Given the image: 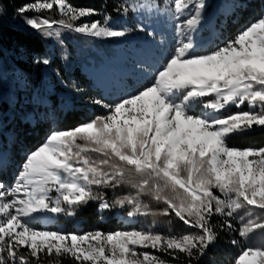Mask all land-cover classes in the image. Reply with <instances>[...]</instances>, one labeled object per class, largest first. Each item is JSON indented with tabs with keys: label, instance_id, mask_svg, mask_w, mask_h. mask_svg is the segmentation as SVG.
<instances>
[{
	"label": "snow or ice",
	"instance_id": "1",
	"mask_svg": "<svg viewBox=\"0 0 264 264\" xmlns=\"http://www.w3.org/2000/svg\"><path fill=\"white\" fill-rule=\"evenodd\" d=\"M144 8L166 15L173 26L155 63L137 66L147 83L115 99L87 97L105 114L50 131L25 154L14 182L0 181V264H200L222 234L238 232L247 241L264 233V146L229 143L264 130V12L204 50L196 37L207 0L113 5L122 16ZM54 9L59 19L43 15ZM16 12L26 26L61 44L62 30L93 38L145 31L141 24L114 28L106 10L69 0H31ZM97 15L102 19H82ZM36 63L47 66L50 60L37 57ZM231 107L237 111L229 112ZM3 160L0 149V174ZM125 187L127 195L109 201L105 190ZM92 202L101 213L127 208L129 220L174 214L194 231L81 233L38 226L52 217L76 216ZM153 202L164 207L153 211ZM232 264H264V244L241 247Z\"/></svg>",
	"mask_w": 264,
	"mask_h": 264
},
{
	"label": "trees",
	"instance_id": "2",
	"mask_svg": "<svg viewBox=\"0 0 264 264\" xmlns=\"http://www.w3.org/2000/svg\"><path fill=\"white\" fill-rule=\"evenodd\" d=\"M30 2L31 0H0V5L3 7V13L0 14V89L10 88V94L0 99V149L12 160L11 163L4 165V170L0 174V181L6 185L14 182L19 170L18 166L22 163L25 154L41 145L50 131L73 128L96 115L105 114L99 106L86 103L87 97L90 96L102 98V91L100 87L95 86L93 79L86 74L79 62L72 61L75 53L74 44L66 39V41L63 39L64 45L52 44L49 38L42 37L26 26L23 19L17 15L16 10ZM69 2L76 7L104 9L112 18H116L119 14L113 11V5L122 1L69 0ZM233 3V10L223 17L221 14L217 15L210 28L205 31L209 32V40L205 39V42H209L208 50H212L214 44L212 39L218 41L221 37L231 38L258 14L264 12V0H223L222 4L228 6ZM237 3L239 7L235 5ZM52 12L50 15L58 19V11ZM207 12H210L209 8ZM31 14L27 13V15ZM92 19L100 20L102 17L97 15ZM66 52L70 57L68 62H64L61 57V54ZM44 56L50 60L49 65L36 63L37 57ZM49 83L53 85V92L48 89ZM73 84L81 91H76L72 87ZM69 88L74 93L70 100H67L62 93ZM34 94L36 96L32 100ZM50 110L54 112L55 117L50 115ZM229 143L242 148L264 146V130L233 137ZM105 191L110 200L113 196L130 190L125 187L116 192ZM144 199L148 202V198ZM59 220L65 225L78 221V227L73 231L81 233L94 229L105 232L130 229L135 224L125 222L126 220L116 216V213L111 214L109 211L101 213L96 202L89 203L80 210L72 221L61 218ZM137 222H145L147 225L144 228L151 227L154 231L162 233H167L169 229L177 234L194 231L174 214L157 221L148 215L144 217V221L138 219ZM233 238L240 243L237 245L229 243L228 241ZM248 245H250L249 239L244 241L239 237L238 232L233 233L231 237L222 234L216 245L209 249V254L202 258L200 264H232L241 247ZM155 254L163 256L161 253ZM164 258L170 259V257ZM65 264L69 262L65 261Z\"/></svg>",
	"mask_w": 264,
	"mask_h": 264
},
{
	"label": "rangeland",
	"instance_id": "3",
	"mask_svg": "<svg viewBox=\"0 0 264 264\" xmlns=\"http://www.w3.org/2000/svg\"><path fill=\"white\" fill-rule=\"evenodd\" d=\"M121 1L123 2V0ZM145 2H150V0H128L129 4H139ZM156 2L163 6L166 0H156ZM222 3L223 0H207V9L204 13V22L201 26L200 32L196 37L198 44L202 45L204 50H208L210 48H208L207 46L209 43L207 42L209 40V32L205 31L210 28L217 15L221 14V17H223V15H226L233 10L234 3L229 4L228 6H223ZM235 5L238 6L239 3ZM208 8L211 13L207 12ZM52 11L57 12L56 10ZM52 11H46L43 13V15H50V13H53ZM32 15L33 13L28 16ZM92 17L82 19L93 20ZM59 18L60 17L58 14V19ZM79 22L80 21H78L77 23ZM137 24L143 25L145 31L133 30L122 38H93L75 33L73 31L62 30L60 38L63 41L62 44L52 38H49V40L52 44L58 43L60 45L65 44V39L70 40L74 44L75 48V53L73 54L72 61L79 62L86 74L93 79L95 86L101 88L102 98L115 99L127 92L132 91L134 85H142L144 83H147L145 74L139 71L137 66L140 64H154L155 61L159 58V52L163 50L161 41H164V43L167 44L172 39V23L166 15L158 14L154 9H140L135 13L130 12L128 16L118 15V17L112 18L111 20V26L114 28L134 29ZM149 32L154 33V35L149 36ZM205 39H207L206 42ZM227 39H229V37L226 39H223L221 37V39L218 41L216 39H212V42L214 41V44L211 49H214L217 45H219L222 40ZM61 57L64 62H68L67 60L70 59L67 52L61 54ZM47 86L50 92L54 91L53 85L51 83H49ZM8 93L10 94V88L0 89V99ZM73 93V90L69 88V90H66L64 93H62V95L65 97V99L70 100V97ZM34 96L36 95L34 94L32 96V100L35 99ZM228 111L235 112L237 111V109L235 107H231L228 109ZM50 115L52 117H55L54 112L51 110ZM11 162L12 160L4 155L3 167L6 163ZM128 192L129 191H124L123 194L118 196L127 195ZM115 197L116 195L113 196L109 201H111ZM150 207L153 209V211L158 212L164 207V205H158L153 202ZM127 211V208H115L109 211V213H116V216H119L121 219L126 220L125 222L127 223H135L131 226L132 228L135 227L139 229L141 227H146L147 224L145 222H137L138 219L144 221L145 216H139L129 220V218L127 217ZM149 217L151 219H154V221H157L164 218L165 216L149 215ZM60 218L72 221L75 219V216L68 217L61 215L52 217L51 219L41 221L38 226L47 227L52 230L59 229L66 232H71L73 231V229H76L78 227V221H76L74 224L65 225L64 222H60ZM248 239L250 241V245L254 247L264 244L263 233L259 231L253 233Z\"/></svg>",
	"mask_w": 264,
	"mask_h": 264
}]
</instances>
